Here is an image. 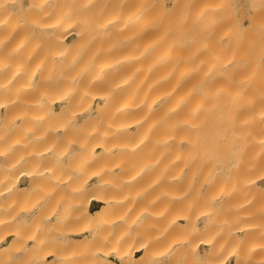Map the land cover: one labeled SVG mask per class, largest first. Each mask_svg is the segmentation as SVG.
Returning a JSON list of instances; mask_svg holds the SVG:
<instances>
[{"label": "bare ground", "instance_id": "1", "mask_svg": "<svg viewBox=\"0 0 264 264\" xmlns=\"http://www.w3.org/2000/svg\"><path fill=\"white\" fill-rule=\"evenodd\" d=\"M231 260L264 264V0H0V264Z\"/></svg>", "mask_w": 264, "mask_h": 264}, {"label": "rangeland", "instance_id": "2", "mask_svg": "<svg viewBox=\"0 0 264 264\" xmlns=\"http://www.w3.org/2000/svg\"><path fill=\"white\" fill-rule=\"evenodd\" d=\"M1 147H3V146H1ZM5 147V146H4ZM3 147V148H4ZM258 188H262L263 187V184H260L259 186H257ZM164 205V204H163ZM100 207V203L99 202H94V201H92L91 202V208L92 209H98ZM164 206H162V208H163ZM231 262H232V260L230 261V262H227V264H231Z\"/></svg>", "mask_w": 264, "mask_h": 264}]
</instances>
